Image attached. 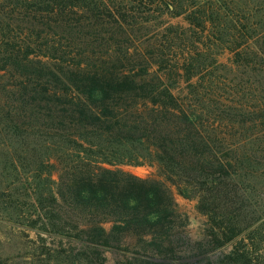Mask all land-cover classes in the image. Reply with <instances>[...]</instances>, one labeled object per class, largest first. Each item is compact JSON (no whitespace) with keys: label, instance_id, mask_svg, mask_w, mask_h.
<instances>
[{"label":"trees","instance_id":"obj_1","mask_svg":"<svg viewBox=\"0 0 264 264\" xmlns=\"http://www.w3.org/2000/svg\"><path fill=\"white\" fill-rule=\"evenodd\" d=\"M134 22L116 0H0V144L13 176L39 180L27 188L43 230L91 259L110 250L122 257L114 264H264L241 243L209 255L248 227L238 191L254 155L233 144L231 129L254 122L252 112L217 105L225 88L213 80L191 82L205 68L194 57L168 67L163 46L130 51ZM258 22L235 21L230 51L264 93ZM206 23L203 13L195 26ZM144 164L156 165L157 179L119 168ZM169 185L197 200L207 221L200 241L185 234Z\"/></svg>","mask_w":264,"mask_h":264},{"label":"rangeland","instance_id":"obj_2","mask_svg":"<svg viewBox=\"0 0 264 264\" xmlns=\"http://www.w3.org/2000/svg\"><path fill=\"white\" fill-rule=\"evenodd\" d=\"M116 1L127 11L132 10L135 20V24L127 28L130 51H141L147 45L163 46L169 54L168 67L179 66L184 58L194 57L195 65L205 68L191 82L199 76L213 80L225 88V93H217L220 95L217 105L230 107L232 112L240 108L252 112L254 122L235 123L231 129L235 132L233 144L244 147L246 154L254 155L253 168L238 191L246 198L242 213L248 227L241 230L232 243L209 255L225 253L241 243L264 258V118L261 115L264 93L258 90V82L253 77L234 67V52L230 51V47L236 45L234 26L237 19L242 23L259 21V28L264 23V0ZM203 13L207 23L201 31L195 25ZM159 69L160 65L155 64L151 68L152 71ZM173 79L176 81L173 93H186L184 79L177 76ZM243 129L247 130L243 133ZM9 152L7 142L0 144V264H114L122 258L110 250H103L101 258L91 259L82 253L83 249L77 250L78 244L70 238L45 232L43 212L37 206L36 195L27 188L29 185L35 188L39 180L31 173L13 176ZM119 168L141 178H158L156 165H120ZM169 188L175 210L185 222V234L193 242L200 241L207 221L196 208L197 200L183 197L174 186L169 185ZM109 226V223L104 224L106 229Z\"/></svg>","mask_w":264,"mask_h":264}]
</instances>
